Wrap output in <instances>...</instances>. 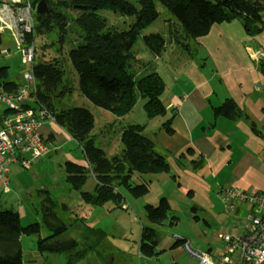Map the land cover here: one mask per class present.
<instances>
[{
    "label": "trees",
    "instance_id": "trees-1",
    "mask_svg": "<svg viewBox=\"0 0 264 264\" xmlns=\"http://www.w3.org/2000/svg\"><path fill=\"white\" fill-rule=\"evenodd\" d=\"M35 8V34H49L58 27L60 42H64L67 33V22L70 19L57 9V4L65 8L71 7L81 12L73 19V24L84 34V43L72 49L68 58L78 76L80 93L95 107L111 112L117 120L130 114L139 99L146 100L144 105L149 120L166 114L162 95L165 83L161 76L148 66L149 73L138 78L130 70L131 63L138 61L135 53L136 42L143 31L151 27L159 18L155 1L162 4L181 24L184 35H178L176 28H171L170 37L183 52L194 58L197 50L189 45V40H196L209 33L212 26L238 20L246 33L254 37L264 31V0H74L67 3L46 0L51 13L39 15L36 12L41 0H31ZM121 12L134 23L127 31L107 30L103 20L97 17V11ZM55 24L53 27L52 23ZM54 20V22H53ZM0 36V45L3 43ZM80 38V37H79ZM145 44L156 56L165 50L164 34H149L143 37ZM31 40V37H28ZM147 67V66H145ZM264 72V64L261 65ZM63 65L56 60L37 61L34 64L36 77V98L38 103L46 107L55 119V123L64 129L83 150L88 167L74 162L65 164L66 180L75 191L80 192L81 199L88 205L103 206L108 202L121 208L125 197L121 190H126L134 197H142L149 192L147 183L135 184L134 175L154 176L167 173L170 166L166 159L156 151L154 141L144 135L145 127L137 124L123 126L120 155L108 157L105 151L95 143V119L89 109L69 107L57 111L54 100H60L73 91L65 78ZM7 68H0V78L4 88L16 90L19 84L7 81ZM8 91V90H7ZM215 116L236 120L242 117L237 105L227 100L214 109ZM172 120L166 121L161 131L172 134ZM94 177L96 187L93 192L83 191L89 177ZM43 200L42 221L50 228L52 234L37 243L40 252L68 254L67 264H78L95 246L78 251L79 242L74 239H58L68 231V226L59 222L57 206L48 191H41ZM170 207L162 199L158 207L146 206L147 219L150 226L142 231L141 250L155 246V229L168 218ZM39 222L23 226L18 212L2 208L0 192V264H24L21 237L38 234ZM85 235L102 238V233L94 228L84 226ZM88 240V239H87Z\"/></svg>",
    "mask_w": 264,
    "mask_h": 264
},
{
    "label": "crops",
    "instance_id": "crops-1",
    "mask_svg": "<svg viewBox=\"0 0 264 264\" xmlns=\"http://www.w3.org/2000/svg\"><path fill=\"white\" fill-rule=\"evenodd\" d=\"M162 34L165 36L164 52L171 55L175 43L168 29ZM193 41L198 49L194 58L182 52L177 61H167L162 68L170 83L160 70L156 71L165 83L162 95L165 115L147 118L145 124L112 117V122L143 125L144 135L154 141L157 153L166 159L170 170L154 176L134 175L133 182L147 183L149 192L142 197L133 196L132 202L124 201L121 208L114 206L124 212L136 210L139 235H133V224L116 223L112 228L100 225V214L88 222L89 228L103 232L102 238L98 236L91 241L95 249L85 258L88 264H198L185 250L186 243L195 251L220 253L221 248L217 251L212 248V241L206 248L205 242L202 244L195 234H171L170 227L176 222L177 209L182 205L191 207L198 223L201 217L206 224L210 217L228 219L225 231L218 237L220 234L242 236L246 232L249 206L236 202L228 207L221 192L227 188L264 192V72L261 70L264 58L259 57V52L264 51V31L251 37L242 23L235 20L215 24L208 34ZM156 57L163 58L162 55ZM227 100L237 105L242 112L241 118L231 120L215 116L214 109ZM170 119H173V133L167 134L160 129ZM42 134L50 140V148L57 137L67 135L57 124L49 122L43 126ZM121 135L122 131L120 151L116 155L123 150ZM95 187L93 181L87 192H93ZM162 199L170 207L168 218L153 226L156 231L153 251H142L143 227L150 226L146 206L158 207ZM218 200L224 203L226 214L221 212ZM207 208L213 215L206 212ZM112 213L110 211L111 217ZM89 217L84 216L85 219ZM200 230L212 238L210 230Z\"/></svg>",
    "mask_w": 264,
    "mask_h": 264
},
{
    "label": "rangeland",
    "instance_id": "rangeland-1",
    "mask_svg": "<svg viewBox=\"0 0 264 264\" xmlns=\"http://www.w3.org/2000/svg\"><path fill=\"white\" fill-rule=\"evenodd\" d=\"M59 1L67 2L69 4L74 2V0H55V2L58 3ZM129 1L135 3L134 0ZM155 2L159 18L153 23V25H151V27L143 31L141 38L136 42L135 53L138 61L131 63L130 70L140 78L149 73L148 66L151 65L152 69L155 71L160 70L161 73L165 75L167 83H170V80L167 78L162 68L165 67L167 61H171L172 63L177 61L182 54V50L173 44V49L171 50L173 52L171 55L165 54L164 52L162 53L163 58L159 60L147 47L143 37L151 33H164L166 29H168L170 35L172 27L177 29L179 36L184 35V33L181 24L175 19V17L162 4L158 1ZM56 7L58 11L70 19V22H67L66 37L64 38V42H62L63 44H61V35L58 27L55 30H51L49 34L36 35L34 39L36 46L35 62L57 59L63 65L64 70L66 71L65 78L71 84L73 91L69 96L67 94L60 100H54L55 109L57 111L69 107H83L89 109L95 119L92 134L95 137L96 145L104 149L108 157L115 156L120 151L118 149L120 145V132L122 131L123 126L126 125V122L140 124H145L147 122L148 119L144 107L146 100L139 99L135 107L136 109L125 116L126 122L119 123L112 122V117L114 115L111 112L95 107L80 93L78 76L72 68L68 53L70 50L84 43V34L73 24V19L80 16L81 12L71 7L65 8L59 4H57ZM48 8L50 9L49 5ZM96 14L98 18L105 22V31H127L134 23L133 18H128L121 12L102 10L97 11ZM169 23L171 24V28L169 27ZM52 25L55 27V24L52 23ZM0 36H3L1 37L3 43L0 45V48L9 49L8 55L0 60V68H7V81H13L20 84L23 81L22 74L29 69V66L23 63L22 55L16 49L15 35L4 28V32L0 34ZM188 43L192 48L197 49L193 40H189ZM169 57L171 58L169 59ZM0 80L2 81V78H0ZM6 90L11 91L9 89ZM63 131L66 133L64 129ZM67 136L68 134L57 137L51 144L50 153L45 155L32 166L26 167L20 163L12 164L7 174L10 191L6 192L3 189L0 191L2 208L4 210L19 212L20 221L23 226L37 222L41 223L38 234L31 236L23 235L21 237L24 264H67L68 262V254L40 252L37 248L38 241L46 239L52 234L50 228L44 223V221H42L43 200L45 199V195L41 194V191L44 190L48 191V194L57 206L56 215L58 221L65 223L69 228L68 231L58 239H60V241L65 239H74L78 241V251L87 249L89 243L91 244V241L94 239V236H89L90 238H88L85 235L84 231L86 230L84 229V226H89L90 224H88V222L94 221L93 217H97L99 214V219L101 221L100 225L104 227L112 228L116 226V223L122 225L133 224V235L140 234V222L138 218H136V210L133 211L132 209H129L124 212L120 209L114 208L115 205L112 202H108L103 206L88 205L81 199L80 192L75 191L67 182L65 173V164L67 162L71 161L88 167V162L80 145ZM46 142L50 143V140L47 139ZM93 181L95 182L94 177L90 176L87 179L86 184L83 186V191L89 190ZM121 191L125 197V201H133L131 199L133 196L129 192L124 189ZM221 202L218 200L217 204L221 208V212L226 214L223 207L224 203L222 204ZM178 208L179 210L177 209V212H179V214L177 215L176 222L170 227L171 234H174V232L195 234L202 241V244L205 242V246L212 241V248L214 250L217 251L221 248L222 244L219 240L218 234L225 231L224 227L225 223L228 222V219L225 221V217L218 219L210 217L207 219L208 224H206V221L201 217L200 223H198L199 221L194 219L191 207L182 205ZM110 211L111 213L114 212L112 213V217L110 216ZM23 212H25V214H23ZM206 212L210 213L208 208L206 209ZM86 215L90 216V220L84 218ZM210 215L213 214L210 213ZM95 222L98 223V220L96 219ZM200 229L210 230L213 234L212 238L202 234ZM137 241L140 243V237ZM136 256H138V250ZM82 261L78 264H88V259Z\"/></svg>",
    "mask_w": 264,
    "mask_h": 264
},
{
    "label": "built area",
    "instance_id": "built-area-1",
    "mask_svg": "<svg viewBox=\"0 0 264 264\" xmlns=\"http://www.w3.org/2000/svg\"><path fill=\"white\" fill-rule=\"evenodd\" d=\"M35 27V8L31 0H0V34L5 28L15 35L16 49L21 53L23 63L29 66L16 90H5L0 80V191H10L7 174L12 164L29 167L50 152L42 128L48 122L55 123V119L36 98ZM29 36L31 40H28ZM8 53L9 49L0 48V60ZM259 57L264 58L263 51L259 52ZM221 195L228 207L236 202L249 206L245 234H220L222 247L218 254L195 251L187 243L185 250L197 259L198 264H264V192L227 188Z\"/></svg>",
    "mask_w": 264,
    "mask_h": 264
},
{
    "label": "water",
    "instance_id": "water-1",
    "mask_svg": "<svg viewBox=\"0 0 264 264\" xmlns=\"http://www.w3.org/2000/svg\"><path fill=\"white\" fill-rule=\"evenodd\" d=\"M36 12L39 14V15H45L47 13H51L52 10L48 8V4H47V1L46 0H41L38 5H37V8H36Z\"/></svg>",
    "mask_w": 264,
    "mask_h": 264
}]
</instances>
